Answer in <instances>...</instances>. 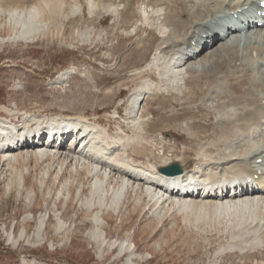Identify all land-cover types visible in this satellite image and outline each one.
<instances>
[{"label": "rangeland", "instance_id": "1", "mask_svg": "<svg viewBox=\"0 0 264 264\" xmlns=\"http://www.w3.org/2000/svg\"><path fill=\"white\" fill-rule=\"evenodd\" d=\"M80 1L88 3L79 0V15H72L70 0L63 9L44 8L40 21L46 25L45 34H34L28 42L0 44V106L19 114L17 125L24 126L25 117L30 115L51 118L67 114L99 120L114 138L111 149L120 152L124 145L128 157L141 161L144 167L179 160L194 168L200 154H220L224 131L216 126L217 111L201 104V92L194 99L190 97L195 84L201 89L204 81H187L179 96L160 86L156 71L142 70L169 35L181 37L194 27L196 19L187 12L194 10V5L186 0H104L101 8L119 7L120 15L92 16L90 6ZM37 2L41 0H0V10L38 7ZM156 6H160V13L172 7L180 13H172L176 18L167 24L164 15L155 12ZM21 29L9 22L8 16H0L3 38ZM233 43L240 55L246 54L247 63L254 61L247 55L251 54L246 49L249 37ZM254 63L260 68L256 67L255 73L264 81V62ZM67 70L73 72L60 80ZM147 84L155 85L158 92L144 103L143 119L148 123L142 120L143 124L137 121L135 127L129 126L135 120L129 115L132 95ZM217 88L220 94L213 103L224 104L221 85ZM231 110L226 113L233 114ZM11 114L1 112L7 119L14 117ZM116 136L135 139L119 143ZM69 147L70 143L63 149L64 155L53 160L39 158L32 149H21L13 153L18 159L13 157L11 163L0 153V264H128L130 257L132 264H264V239L249 242L244 253L238 246L228 248L237 241L233 238L236 233H241L238 222L249 220L251 212H242L243 219L227 211L221 213L222 208L200 209L195 202L201 199L190 209L156 205L147 197L143 183L128 188L118 207L96 206L91 211L86 202L92 197L94 177L83 169L91 163L65 159ZM117 177L122 176L113 177L112 192L120 185ZM111 191L107 202L112 200ZM211 202L214 200H206ZM97 213L112 217L102 220L107 235L103 250L91 237ZM41 221L44 230L38 235ZM122 242L131 245L132 252L121 253ZM110 244L114 247L109 250Z\"/></svg>", "mask_w": 264, "mask_h": 264}, {"label": "bare ground", "instance_id": "2", "mask_svg": "<svg viewBox=\"0 0 264 264\" xmlns=\"http://www.w3.org/2000/svg\"><path fill=\"white\" fill-rule=\"evenodd\" d=\"M67 1L41 0V2H37L38 7L33 6L18 9L12 8L9 5L10 8H7L6 12H2L4 9L0 10V16H8L9 22L22 27L20 31L12 30V34L6 38H3L0 33V44L17 41L28 42L34 34H45L46 25L40 21L44 8L46 9L48 7L52 11L58 10L59 8L63 9ZM87 1L88 3L86 1L80 2L83 6L85 3L90 6L89 13L92 16H100L103 13L107 14L110 12L115 14V16L120 15L119 7L112 9L101 8L104 6V0ZM107 1L111 2L110 0ZM173 1L176 3L177 0H171V2ZM255 1L186 0V2L194 5V10L187 11L188 13L190 12L193 19H196L194 27L181 37H172V35L167 33L169 38L166 36L165 39H168L164 43L162 42L163 46L158 50L157 55L142 69L145 72L148 70L156 71L158 73L157 76H159L158 82H160V86L166 91L179 96L183 95L184 89L189 84V81L192 83H197L196 81L193 82L194 80L201 81L202 79L204 81L201 89H199L200 85L198 83L197 85L195 84V91L193 90L191 93L193 96L191 94L189 95L194 99L201 92L203 94L201 104L203 103L205 108L214 111V113L215 110L217 111L218 121L216 126L221 127L224 131L222 138L223 144L221 141V146L224 147L219 146L220 154L217 153L215 155L212 154L213 152L211 154L208 152L209 155H204L201 152L202 155L200 154L198 158L195 157L196 162L194 168H187V164L185 165L179 160H176L175 162L180 163L184 171L176 176H168L162 173L160 169L171 163L159 165L158 167L153 165L144 167L141 161L137 162L135 158L128 157V149L124 145H121L120 152L111 149L110 143L114 141V138L111 136L110 130L102 125L99 120L96 121L89 117L75 115L67 116V114H64L65 116L51 118L30 115L25 117V125L21 127L17 125L18 119H21L19 114H14L13 110L0 106V140L3 142L8 138H15L18 141L19 137L23 136L22 141L19 140L16 149L15 147L14 149L8 147L5 150L4 144L0 143V149L2 150L0 153L3 154V158L12 160L13 157H16L18 159L16 155H13L14 152L21 149H32L36 151L35 155L39 158L53 160L55 156L59 158L64 155L62 149L67 144L64 143L60 146H53L52 148H47L44 143L39 146L30 145L31 134H35L36 132H43L45 134L51 128L57 131L66 130L64 135H69L73 139H75L74 137L76 135L81 136L85 134L83 138L77 139V145H74L67 152L68 154H66L65 159L74 157L76 159L75 162L77 160L82 162L85 159V161L89 160L91 163L86 164L84 168L82 167L84 171H88V174L94 177L91 188L92 197L86 202L87 207L91 211L96 206L100 208L118 207L124 195L127 193L128 188L133 187L135 189L138 187L137 184L143 183L144 186H147V197H151V200L155 201L154 203L156 205L161 203L190 209L197 199H201L200 202H195V204L201 206L200 209H205L208 206L211 208L214 207L215 209L222 208L221 213L227 211L229 215H240L243 219L245 215L243 216L242 212H251L249 220H245L246 222L244 220L240 223L238 222L237 229L240 230L241 235L236 233L233 238L237 241L233 240L228 246V248L232 247L233 249L238 246V249L244 253L249 242L264 239V81L255 73L256 67L258 66L254 63L255 61L264 62V45H261V43H264V27L257 28L259 33L254 39L247 34L244 35L246 23L251 26L261 21H253V16L248 15L245 8H254L257 13L259 11L264 12V8L259 7L262 0ZM68 5L72 9V15H79L82 11L79 0H70ZM156 8L157 10L155 9V12L160 16L164 15L166 23H170L168 20H175V14L172 15V13H180L178 9L174 11L173 7V10L170 9L166 13H160V6H156ZM143 12L146 15V11ZM154 16L158 15L154 14ZM234 16L245 17L246 19L243 20L245 27L240 24V20L236 21L230 27L229 25H225L226 22H233ZM224 21L226 22L224 23ZM146 23L148 22L146 21ZM159 23H157L158 26ZM222 24L224 25L222 26ZM174 25L177 26L178 24L175 23ZM173 32L174 30L172 32L170 31V33ZM248 33L250 32L248 31ZM244 37H249V43L246 49L250 50L251 54L249 53L247 55L253 58V62L248 61L247 63L245 60L246 54L240 55L239 49L233 43L240 39L242 40ZM253 40L255 41L254 43ZM72 72V70L65 71L60 76V80H64ZM158 82L156 81V83ZM218 84L222 87L220 96L223 98L226 97L224 104L213 103L218 97ZM154 86L147 84L139 87L132 95L133 98L131 99L130 97L131 107L129 115L130 118L135 120L129 122V126L131 124V126L135 127L136 122L139 121L141 124L142 120L148 123V121L143 119V113L145 112L144 103L146 105L147 99L153 95L156 96V93H158L154 91L157 88H154ZM160 93L162 92L160 91ZM164 94L173 96L170 93ZM189 103L191 102L189 101ZM224 106L227 109H232L234 113L227 114V109ZM237 106H240V108L238 109ZM2 111H9L14 117L7 119L1 115ZM3 130L8 132L7 135H3L6 139H1V131ZM122 137L116 138L119 143H122L123 140L135 139L127 136ZM20 142L22 143L19 144ZM214 145L212 144V147ZM117 174L123 178L117 177L120 185L118 188L116 187L117 189L114 188L112 192L109 187L112 186V179ZM236 185L238 188L240 187L244 190L237 191L238 188H236ZM200 190L203 192L196 195ZM110 191L113 195L112 200L107 202L106 198ZM207 191L210 193L204 196ZM221 194L222 196L224 195L223 198L219 197ZM209 199L214 200V202L207 204L206 200ZM193 209H195L194 206ZM111 218L110 216L104 217L97 213L93 219L95 230L91 232V237L102 250L106 247L107 239V235L104 234L105 229L102 227V220L110 221ZM63 227V224L60 223L59 229ZM43 230L44 221H41L38 235ZM119 246L121 247V253L132 250V246L127 245L125 242L120 243ZM108 247L110 250L114 246L110 244ZM130 259L131 257L128 260V264H132V260Z\"/></svg>", "mask_w": 264, "mask_h": 264}, {"label": "water", "instance_id": "3", "mask_svg": "<svg viewBox=\"0 0 264 264\" xmlns=\"http://www.w3.org/2000/svg\"><path fill=\"white\" fill-rule=\"evenodd\" d=\"M161 172L167 175H177L183 172V168L179 163H175L171 166L161 168Z\"/></svg>", "mask_w": 264, "mask_h": 264}]
</instances>
